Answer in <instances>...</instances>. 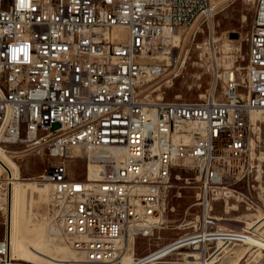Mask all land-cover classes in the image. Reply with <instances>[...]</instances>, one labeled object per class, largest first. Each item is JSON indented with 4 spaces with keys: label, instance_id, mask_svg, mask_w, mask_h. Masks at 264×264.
I'll return each instance as SVG.
<instances>
[{
    "label": "built area",
    "instance_id": "obj_1",
    "mask_svg": "<svg viewBox=\"0 0 264 264\" xmlns=\"http://www.w3.org/2000/svg\"><path fill=\"white\" fill-rule=\"evenodd\" d=\"M254 2L246 97L229 71L223 100L147 103L139 89L162 72L155 60L211 0H0V143L26 142L62 158L46 181L80 264L160 260L158 250L127 258L129 240L147 234L139 222L161 213L175 166L196 170L206 230L214 203L240 194L234 184L252 148L251 113L264 110V0ZM82 150L97 173L77 179L67 161ZM104 192L113 193L112 205H103ZM13 262L7 231L0 264Z\"/></svg>",
    "mask_w": 264,
    "mask_h": 264
},
{
    "label": "rangeland",
    "instance_id": "obj_2",
    "mask_svg": "<svg viewBox=\"0 0 264 264\" xmlns=\"http://www.w3.org/2000/svg\"><path fill=\"white\" fill-rule=\"evenodd\" d=\"M255 9L254 0H212L210 12L196 19L193 24L182 27L169 53L155 60L163 69L158 76L146 80L140 86L142 100L147 103L202 102L213 95L216 100H223L229 71H235L238 91L246 97L248 37ZM57 127L58 124H55L53 128ZM1 144L20 168L22 186L29 185L23 200L27 232L21 238L27 249L13 257L32 264H80V256L74 250L76 247L72 242L68 245V239L61 229L53 185L40 181L48 167L62 158L51 155L46 147L26 142ZM90 160L91 153L87 150L70 157L67 163L71 177L85 179L87 173L90 177L94 176L92 169L97 168ZM244 172V176L234 184L240 194L229 201L218 200L214 203L212 215L215 222L206 230L205 220L198 217L201 207L197 204L199 180L196 170L191 163L175 166L173 186L167 192L161 213L156 218H144L138 223L141 226L155 223L156 226L147 230V234L132 235L127 258L132 255L144 256L179 239L208 233L211 229L219 232H243L247 227L251 229V225L264 216V121L252 122V148L246 158ZM8 175L7 169L0 164V214L5 217V222H0V238L9 232ZM55 222L56 230L53 229ZM258 232L264 235V224L258 228ZM218 242L216 239L205 242L208 257L217 250ZM197 245L190 244L174 252L168 260H194L195 253H198V249L195 250ZM227 245L208 264H254L264 256V251L242 241L233 240ZM248 248L251 251L243 259H237L241 251ZM67 252L70 261L63 263L62 258Z\"/></svg>",
    "mask_w": 264,
    "mask_h": 264
},
{
    "label": "bare ground",
    "instance_id": "obj_3",
    "mask_svg": "<svg viewBox=\"0 0 264 264\" xmlns=\"http://www.w3.org/2000/svg\"><path fill=\"white\" fill-rule=\"evenodd\" d=\"M212 2V0H211ZM212 8L209 7L204 12H202L199 16L210 12ZM197 18V19H198ZM194 21H190V25L193 24ZM181 31V30H180ZM227 82V81H226ZM252 122H262L264 121V110H256L252 112L251 115ZM0 164L2 167L7 169L8 176H9V193H8V222H9V239L11 242V256L14 260L13 264H32L28 262H23L18 259H15L13 255H18L20 252L23 253L26 251V247L22 244L21 238L26 234L27 232V224L24 222V214H23V200L25 197L26 192L29 189V185L23 187L22 186V176L20 168L15 164V162L12 161L9 155L6 154L5 149L3 148L2 144L0 143ZM92 173L95 175L97 173V169H92ZM32 180V179H31ZM36 181V180H35ZM40 181H46V174H44ZM50 184L49 182H47ZM25 184V183H24ZM78 202V194H71L69 195V203H77ZM113 202V193L112 192H104V196H102V203L103 205H112ZM206 223V221H205ZM264 224V216L259 218L257 222H255L253 225H251V229H254L253 231L247 227L243 232H237V236H223L221 232H217L214 234L210 233H201L198 236L193 237H187L182 238L173 242L172 244L167 245L163 249H160L155 254V258H158L160 260L154 261L151 264H208L212 263L217 257L220 250H225L228 247V243H230L233 240L242 241L244 243L249 244L250 246L257 247L261 251H264V235H262L260 232H258V228ZM153 226H156L154 223L153 225H144L141 226L138 230L143 233H148L147 230H152ZM57 222L53 224V229L56 230ZM52 229V230H53ZM136 229V228H135ZM219 240V246L217 250L210 254V256H207V246L205 242L208 240ZM132 240V239H131ZM133 241V240H132ZM223 241V242H222ZM202 242L203 246L199 243ZM73 245L76 247V242H72ZM195 250L198 249V253H195L196 258L191 261H170L168 258L176 251L190 245V244H197ZM200 244V245H199ZM203 247V248H202ZM70 250V249H68ZM30 251V249H29ZM251 251V248L244 249L241 251V253L238 255L239 260L243 259L248 252ZM71 253V251H70ZM19 256V255H18ZM69 252H67L64 257L62 258V262H69ZM201 256V258H198ZM263 256V253H262ZM261 256V257H262ZM260 257V258H261ZM264 257V256H263ZM262 257V258H263ZM258 258V260L260 259ZM261 258V259H262ZM260 259V260H261ZM238 262V260H236ZM259 262V261H258Z\"/></svg>",
    "mask_w": 264,
    "mask_h": 264
},
{
    "label": "crops",
    "instance_id": "obj_4",
    "mask_svg": "<svg viewBox=\"0 0 264 264\" xmlns=\"http://www.w3.org/2000/svg\"><path fill=\"white\" fill-rule=\"evenodd\" d=\"M0 222H5V217L0 214Z\"/></svg>",
    "mask_w": 264,
    "mask_h": 264
}]
</instances>
